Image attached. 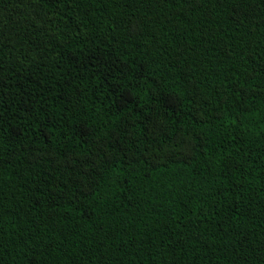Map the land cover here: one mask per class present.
<instances>
[{
	"label": "trees",
	"instance_id": "1",
	"mask_svg": "<svg viewBox=\"0 0 264 264\" xmlns=\"http://www.w3.org/2000/svg\"><path fill=\"white\" fill-rule=\"evenodd\" d=\"M0 264H264V0H0Z\"/></svg>",
	"mask_w": 264,
	"mask_h": 264
}]
</instances>
